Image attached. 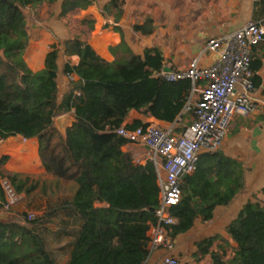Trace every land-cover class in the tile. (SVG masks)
I'll return each mask as SVG.
<instances>
[{
  "label": "trees",
  "instance_id": "1",
  "mask_svg": "<svg viewBox=\"0 0 264 264\" xmlns=\"http://www.w3.org/2000/svg\"><path fill=\"white\" fill-rule=\"evenodd\" d=\"M127 1L108 0L102 12L118 23ZM94 2L0 0V141L35 138L44 172L71 184L70 196L48 215L28 220L24 213L22 222H0V264H62L44 235V224L55 215V238L64 243L58 250L67 254L65 264H144L148 256V232L157 225V170L149 160L134 162L132 152L123 150L130 143L116 130L122 125L129 130L145 127L149 118L176 123L191 82L166 81L158 75L163 70L160 51L146 49L136 55L122 35L120 45L111 49V62L79 37H70L61 49L50 46L41 71H31L23 58L30 38L27 13L59 3L63 17ZM82 23L92 27L91 22ZM132 29L142 36L154 32L148 19ZM60 50L78 59L73 66H62V75L76 77L63 94L57 80ZM130 112L138 117L126 124ZM63 114H71L73 123L61 134L54 119ZM188 124L186 117L174 131ZM7 160L0 156V180L8 179L18 195L29 194L34 186L26 188L27 177L2 170ZM242 188V168L219 149L200 155L195 170L182 178L178 204L169 208L176 223L165 227L166 236L174 240L189 232L198 218L211 220L213 210L228 205ZM4 203L0 185V208ZM224 232L234 247L220 235L204 239L195 244L194 261L264 264V205L245 204Z\"/></svg>",
  "mask_w": 264,
  "mask_h": 264
},
{
  "label": "crops",
  "instance_id": "2",
  "mask_svg": "<svg viewBox=\"0 0 264 264\" xmlns=\"http://www.w3.org/2000/svg\"><path fill=\"white\" fill-rule=\"evenodd\" d=\"M107 2L108 0H95L85 10H78L63 17H59V3L56 5L45 3L30 11L27 14L30 38L23 57L27 67L33 72L41 71L50 46L55 45L61 49L64 41L70 37H79L86 41L100 58L111 62L114 60L111 49L120 45L121 35L126 45L136 55H142L146 49H158L163 59V70L166 72L185 69L194 57H199L201 66H210L218 60V54L205 50L207 39L227 35L248 22L264 20V0H128L122 17L115 23L111 16L102 12ZM68 18L78 23L77 30L72 31V28L66 26ZM146 19L152 22L153 34L142 36L135 33L132 26L141 24ZM83 21L91 22L92 27L82 23ZM83 25H86V28L82 29ZM116 27L120 31L116 30ZM67 62L73 66L77 64L78 59L75 56H66L63 50H60L57 59V80L62 94L68 89L69 81L76 79L74 76L61 74L62 66ZM250 71L255 111L247 116L232 117L219 148L224 156L242 168V190L228 205L216 207L211 220L202 222L198 218L189 232L174 240L171 239V250L159 248L150 252L146 264H158L165 255L175 257L179 264H209L208 258L200 263L194 261L192 255L196 252L195 244L220 235L234 247V242L228 239L224 232L225 227L237 217L245 204L264 205V42L251 49ZM194 94L198 98L197 93H190L192 101ZM61 116L66 117L64 126L60 128L57 125L56 128L64 134L65 129L73 123V117L71 114ZM136 117L137 114L130 112L125 123L130 124ZM57 118L54 119V123ZM144 123L162 128L170 126L153 118L146 119ZM17 150L19 152H16ZM123 150L132 152L134 162L140 164L145 162L147 149L144 147L128 144ZM0 156H8L3 167L10 174H32L35 167L36 171L44 172L35 138L24 139L15 136L0 141ZM9 156L19 159L21 166L10 165ZM27 159L32 160L30 166L33 168L28 163L24 165L23 161ZM58 226L57 222L56 232ZM150 235L151 230L148 232L149 238ZM54 241L57 242L56 238ZM218 244L216 242L215 246ZM63 245L64 243L57 242L54 251L65 264L67 254L58 250Z\"/></svg>",
  "mask_w": 264,
  "mask_h": 264
},
{
  "label": "built area",
  "instance_id": "3",
  "mask_svg": "<svg viewBox=\"0 0 264 264\" xmlns=\"http://www.w3.org/2000/svg\"><path fill=\"white\" fill-rule=\"evenodd\" d=\"M262 42L264 20L248 22L227 35L207 39L205 50L218 54V60L213 65L201 66L199 57H194L183 70H162L158 74L168 82L187 79L192 84L191 93L198 94L194 102L191 97L188 98L176 123L167 128L149 123L132 130L122 125L116 130L117 135L130 144L147 149L145 160L151 161L157 170V225L150 229L148 256L144 264L150 252L159 248L172 249L165 227L176 223L169 208L180 200L182 178L195 170L201 154L220 148L234 115L247 116L255 111L250 55L251 49ZM186 117H189V124L181 132H175L174 125L184 123ZM0 185L5 196L0 210L11 212L20 196L8 179L2 178ZM32 219L33 215L28 214V220ZM158 264L179 262L175 257L165 255Z\"/></svg>",
  "mask_w": 264,
  "mask_h": 264
},
{
  "label": "rangeland",
  "instance_id": "4",
  "mask_svg": "<svg viewBox=\"0 0 264 264\" xmlns=\"http://www.w3.org/2000/svg\"><path fill=\"white\" fill-rule=\"evenodd\" d=\"M67 22L68 23L66 26H68V28H72V31H75L77 30V28H79L77 27L78 23L72 18H68ZM81 28L82 29L86 28V25H83ZM196 98L197 95L194 94L192 98L193 102L196 100ZM54 124L57 127L58 125L57 121H55ZM16 152L19 151L17 150ZM10 154L11 156H13L12 153ZM9 158H10L9 161L10 165H12L13 167L17 166V164L21 166L19 159H13V157L10 156ZM31 162L32 160L30 159L23 161L24 165L28 163L29 166ZM35 168L32 174L19 175L20 178H26V177L28 178V182L26 183V188L30 186H34V189L27 195L25 194L19 195L20 200L18 204L10 212L11 214H13V217L11 219L12 222H22V214L24 213H26L27 215L28 214L33 215V219L37 217L39 218L44 217L48 215V213L52 210V208L55 205H59V203L62 200L66 199L68 197V194L71 193L70 184L58 182L49 175L44 174V172L36 171ZM2 170H4V167L2 168ZM55 216L49 218L47 223L44 224V226L46 227L44 235L47 240L48 246L51 249L57 247L56 246L57 242L54 241V239H55V233H56L55 230L58 220L56 219ZM60 262L63 264L64 260H61Z\"/></svg>",
  "mask_w": 264,
  "mask_h": 264
},
{
  "label": "water",
  "instance_id": "5",
  "mask_svg": "<svg viewBox=\"0 0 264 264\" xmlns=\"http://www.w3.org/2000/svg\"><path fill=\"white\" fill-rule=\"evenodd\" d=\"M57 123H58V126L60 128H63L64 126V123L66 121V117L65 116H61V117H58L56 119ZM13 217V214H11L10 212H4V211H1L0 210V222L1 223H8V222H12L11 219Z\"/></svg>",
  "mask_w": 264,
  "mask_h": 264
}]
</instances>
